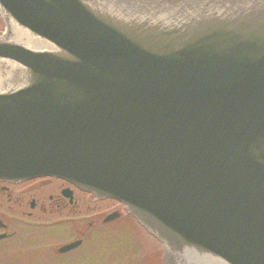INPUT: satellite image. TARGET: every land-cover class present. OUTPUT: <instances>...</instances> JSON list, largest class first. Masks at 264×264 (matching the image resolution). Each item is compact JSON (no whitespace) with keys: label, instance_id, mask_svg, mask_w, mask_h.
Wrapping results in <instances>:
<instances>
[{"label":"water","instance_id":"water-1","mask_svg":"<svg viewBox=\"0 0 264 264\" xmlns=\"http://www.w3.org/2000/svg\"><path fill=\"white\" fill-rule=\"evenodd\" d=\"M0 13V57L19 64L0 85L1 180L120 199L167 264H264V0Z\"/></svg>","mask_w":264,"mask_h":264},{"label":"flooded vegetation","instance_id":"flooded-vegetation-1","mask_svg":"<svg viewBox=\"0 0 264 264\" xmlns=\"http://www.w3.org/2000/svg\"><path fill=\"white\" fill-rule=\"evenodd\" d=\"M131 221L117 201L96 199L62 179L0 182V233L6 234L0 240V264H63L87 245L119 246L107 249L109 257L80 260L74 255V264H163L157 242L96 241L97 234L126 235L125 224ZM76 240V248L61 251Z\"/></svg>","mask_w":264,"mask_h":264},{"label":"rangeland","instance_id":"rangeland-1","mask_svg":"<svg viewBox=\"0 0 264 264\" xmlns=\"http://www.w3.org/2000/svg\"><path fill=\"white\" fill-rule=\"evenodd\" d=\"M127 230L132 234L134 233L138 237H141V235H143L142 230L139 229L135 224H132L131 228ZM109 246H118V245H109ZM71 255L73 256L72 258L65 259V260L63 259V264H74V255L77 259H80V260H85L89 258H98L100 255V250L91 249V246L88 245L85 249H81Z\"/></svg>","mask_w":264,"mask_h":264}]
</instances>
